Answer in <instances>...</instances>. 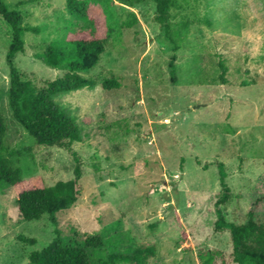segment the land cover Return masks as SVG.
Returning a JSON list of instances; mask_svg holds the SVG:
<instances>
[{"label":"rangeland","instance_id":"374dc122","mask_svg":"<svg viewBox=\"0 0 264 264\" xmlns=\"http://www.w3.org/2000/svg\"><path fill=\"white\" fill-rule=\"evenodd\" d=\"M4 1L26 29L25 51L14 58L21 77L40 87L62 77L66 69L37 54L63 49L83 22L66 0ZM91 1L105 8L110 37L98 66L81 73L97 86L54 97L81 130L70 148L41 145L15 119L7 62L12 27L0 15L6 156L25 179L40 176L53 186L74 179L76 153L81 195L58 219L67 240L104 237L103 249H89L94 263L146 245L156 253L145 264H202L201 250H220L216 264H235L230 231L215 229L222 192L216 164L224 163L231 188L221 207L225 218L246 223L264 195V0H173L166 23L154 0ZM133 14L137 21L128 27ZM221 62L226 83L219 79ZM112 77L120 87L103 88ZM55 237L48 214L26 221L13 188L0 193V264H33L32 252Z\"/></svg>","mask_w":264,"mask_h":264},{"label":"trees","instance_id":"16d2710c","mask_svg":"<svg viewBox=\"0 0 264 264\" xmlns=\"http://www.w3.org/2000/svg\"><path fill=\"white\" fill-rule=\"evenodd\" d=\"M130 6L144 0H126ZM160 11V22L166 23L173 0H154ZM68 12L83 24L78 30L66 37L63 49L48 46L37 58L50 67L66 69L67 72L54 80L38 86L32 80H24L14 63L18 53L25 51L23 39L26 29L22 27V15L11 10L4 0H0V15L12 27L13 40L10 45L7 62L10 68V106L15 119L34 136L41 145L66 146L81 140V130L74 117L61 108L54 100L59 93H68L83 88L97 86L96 79L85 77L81 73L98 66L102 55L107 51L110 37L108 16L102 4L91 0H66ZM137 18L135 14L125 25L131 27ZM38 30V29H33ZM222 73L219 77L227 82L228 67L220 63ZM172 71L176 65L173 60ZM173 80L175 77L173 76ZM117 78L112 77L102 83L105 89L120 87ZM242 85H249L244 81ZM6 124L0 110V193L6 187H12L16 195V203L24 220L32 221L49 215L55 226L56 237L44 249L34 251L30 255L33 264H145L147 259L155 256L154 246H138L130 253H108L98 263H94L89 249H103L106 246L104 237L89 235L83 243L78 240H67L60 229L58 214L73 206L81 195L82 166L74 152L77 165L75 177L69 181H60L48 186L40 176L28 179L23 177V170L15 167L6 156L5 143ZM213 164H205L208 169ZM222 192L216 201L217 220L215 229L218 232L230 231L233 242L232 259L235 264H264V195L258 198L248 212L246 223L229 222L225 218L222 206L231 197V188L227 183V172L222 162L216 164ZM264 184V177L261 178ZM262 206L261 210H256ZM33 242V240H31ZM224 257L220 250H201L199 258L202 264H216L218 258Z\"/></svg>","mask_w":264,"mask_h":264}]
</instances>
